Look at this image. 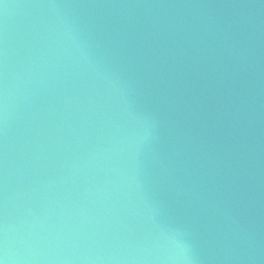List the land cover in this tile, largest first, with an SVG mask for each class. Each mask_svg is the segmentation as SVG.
<instances>
[{
    "label": "water",
    "instance_id": "water-1",
    "mask_svg": "<svg viewBox=\"0 0 264 264\" xmlns=\"http://www.w3.org/2000/svg\"><path fill=\"white\" fill-rule=\"evenodd\" d=\"M0 264H264V0H0Z\"/></svg>",
    "mask_w": 264,
    "mask_h": 264
}]
</instances>
